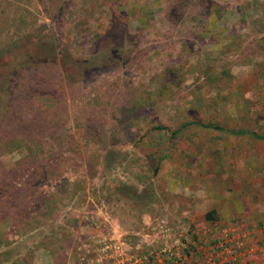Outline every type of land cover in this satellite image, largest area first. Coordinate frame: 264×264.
Here are the masks:
<instances>
[{"label":"rangeland","instance_id":"rangeland-1","mask_svg":"<svg viewBox=\"0 0 264 264\" xmlns=\"http://www.w3.org/2000/svg\"><path fill=\"white\" fill-rule=\"evenodd\" d=\"M228 129L264 135V0H0V264H264Z\"/></svg>","mask_w":264,"mask_h":264},{"label":"built area","instance_id":"built-area-1","mask_svg":"<svg viewBox=\"0 0 264 264\" xmlns=\"http://www.w3.org/2000/svg\"><path fill=\"white\" fill-rule=\"evenodd\" d=\"M241 238H230L229 240L223 242L222 244H214L213 246H208V248L215 247L216 249L220 248V253L229 254V260L221 262L217 260L218 256L213 254L209 255V258L206 259L205 264H239L241 258H244L248 254L249 250L246 251L243 244L244 242L240 240ZM224 247V248H223ZM139 260H137L138 262ZM218 261V262H217ZM136 263V262H135ZM134 263V264H135Z\"/></svg>","mask_w":264,"mask_h":264},{"label":"trees","instance_id":"trees-1","mask_svg":"<svg viewBox=\"0 0 264 264\" xmlns=\"http://www.w3.org/2000/svg\"><path fill=\"white\" fill-rule=\"evenodd\" d=\"M54 87L55 85L52 84L50 85V87ZM205 126H210L212 127V129H217V130H220L222 129L220 126H217V125H213V123H204ZM154 128H166L164 126H161V125H155ZM229 133H232V134H242V133H250L253 137H256V138H259V139H264V135L263 134H257V133H254V132H249L248 130H235V129H228L227 130ZM17 145V144H15ZM204 217L207 221H213L216 219L215 215L213 214V211H205L204 213Z\"/></svg>","mask_w":264,"mask_h":264},{"label":"crops","instance_id":"crops-1","mask_svg":"<svg viewBox=\"0 0 264 264\" xmlns=\"http://www.w3.org/2000/svg\"><path fill=\"white\" fill-rule=\"evenodd\" d=\"M130 253L128 252L125 255V257H123V260L121 262H124V263H121V264H134L135 262H137L138 258L136 257V253H134V251H133V254H130ZM156 260L160 261L159 259H156ZM163 264H167V261L164 262Z\"/></svg>","mask_w":264,"mask_h":264}]
</instances>
